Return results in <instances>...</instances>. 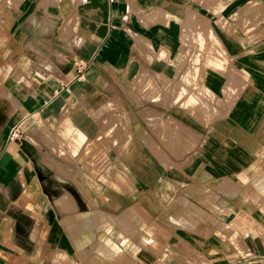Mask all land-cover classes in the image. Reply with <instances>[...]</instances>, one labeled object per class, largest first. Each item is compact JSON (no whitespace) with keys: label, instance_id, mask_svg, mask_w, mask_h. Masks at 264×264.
<instances>
[{"label":"crops","instance_id":"obj_1","mask_svg":"<svg viewBox=\"0 0 264 264\" xmlns=\"http://www.w3.org/2000/svg\"><path fill=\"white\" fill-rule=\"evenodd\" d=\"M38 1L0 3V245L14 255L12 264L24 252L15 237L30 247L34 240L46 246L26 253L29 259L55 255L48 247L58 238L62 246L73 241L81 264H135L148 251L167 252L172 262L141 264H234L242 255L238 264L264 263V30L257 20L262 12L251 11L250 0L237 8L233 0H223L220 9L208 7L222 28L219 38L198 15L200 0H42L41 7ZM236 29L251 39L233 44L228 37ZM209 37L221 53L205 43ZM26 38L36 48L32 57ZM41 48L45 54L37 52ZM229 63L227 74L221 72ZM11 64L17 66L13 74ZM125 76L127 85L121 82ZM112 84L123 98L113 99ZM220 90L232 93L223 114L210 96ZM103 100L109 109L99 115ZM133 110L142 122V166L133 161L139 150L134 140L124 152L114 148L125 123L134 124ZM110 111L118 116L107 124ZM99 137L113 147L116 174L126 176L112 181L110 202L102 194L93 198L86 178L69 166L82 150L84 164L94 160L102 152ZM154 143L174 165L158 161ZM121 152L127 155L124 166L117 158ZM232 178L241 182L237 188ZM167 207H174L176 223L184 219L197 231L181 228L188 235H199L196 225H206L207 249H199L200 242L192 248L193 258L198 253L203 259L189 262L173 246L183 255L177 258L159 242L152 247L154 237L127 226L149 224ZM205 215L209 220L202 221ZM108 224L114 232L105 230ZM115 233L121 242L111 240Z\"/></svg>","mask_w":264,"mask_h":264},{"label":"rangeland","instance_id":"obj_2","mask_svg":"<svg viewBox=\"0 0 264 264\" xmlns=\"http://www.w3.org/2000/svg\"><path fill=\"white\" fill-rule=\"evenodd\" d=\"M3 1L4 0H0V3H2ZM245 1L246 0H235V1L233 0V2L231 4L234 3L236 8H237L239 5H241ZM250 1H249V4L247 7H252L251 11H253L254 9H257V10H260V12H262L261 15L258 16L257 20L263 24L262 29L264 30V3H261V2H264V0H262V1L253 0L251 2ZM42 2H43L42 0H39L37 5H39L41 7ZM206 2H208V4H206ZM222 2H223V0H203V1L200 0V4L198 3V10L200 11L198 13V15L200 17L203 16V17L207 18L208 25L213 29V31L215 32V34L219 38L224 37V35L222 34V32L219 31V28H221V27H219L215 23L217 18L215 16H213L212 14H210L209 12H206V11H208L207 8L210 6H212V8H214V9H220ZM247 2H248V0H247ZM182 5L185 6L186 2L184 1V3H182ZM192 7H195V6L192 5ZM1 17L2 16H0V19H4ZM238 20L242 21L241 17H239L237 20L235 19L234 21H230V20H228V21L230 23H234V22L236 23ZM0 26H2V25H0ZM25 26H26V24L24 23V24H22L21 28L24 30H27L25 28ZM237 30L238 29H236L233 32V34L231 33L232 38L228 37V39L233 44L238 45V43H237L238 40L240 41V43H244L245 41L251 39L249 36L251 33L247 34L248 36L246 35L245 37H242L239 35V32ZM26 32L28 33V31H26ZM34 32L35 33L31 32L32 35H31V33H28V35L29 36H37L38 32H36V31H34ZM261 32L262 31H260V33H259L260 36H262L264 34ZM41 34H43V33H41ZM13 36L15 38L17 36V33H14ZM45 36H46V33L43 34V39H45ZM246 38H247V40H246ZM211 39L212 38L209 37L208 42L205 41V43H208V44L210 43V45H212L214 48L219 50L217 47L218 44L216 43V41L214 39H212V40ZM231 39H234L235 41H232ZM204 40H206V38ZM30 41L31 40L26 38L24 45L26 47H29L27 49L28 50L27 56L32 57V55H36L37 53L31 51V50H36V48H35V46H32V47L30 46ZM205 47L207 48V46H205ZM3 50L4 49H0V51H3ZM37 52L39 54H45V51L43 50V48L39 49ZM219 52H220V50H219ZM230 65H231L230 63L227 64L225 69H223L221 72H225L227 74L228 67ZM10 67H11L10 68L11 70H9V71H11V73L13 74L14 71L17 70V68H16L17 66H14V64H11ZM203 67L204 66H202L201 68H203ZM184 69H185V67L182 69V71H184ZM204 71L207 72L208 68H204ZM106 82L108 83V80ZM121 82H123L124 84L127 85V76H125ZM109 83H111V81H109ZM105 85H106V83H105ZM111 87L113 88V93L116 94V96H117V97H114L113 95L109 94L110 96H113V99H117L119 97L123 98V95L119 96L120 91L118 90L116 85L112 84ZM128 88L130 90L133 89L131 85H129ZM220 92H221L220 94L215 93L216 96H213L211 94H210V96L214 99L213 103L217 102V101L220 102L219 114L220 113L223 114V111L228 106V102L225 101V97H227V98L232 97V93L231 92L224 93L223 90H220ZM134 94H136L142 102V99H143L142 94H139L137 91H135ZM206 100H207V102H210L209 97H207ZM123 102L125 103V100ZM144 105L148 106V103L143 104V106ZM102 106L103 107H102V110L100 111L99 115L108 112L109 106H107L105 100L102 101ZM155 109H158V107L156 106ZM109 113H110L109 115H105V117H104V121L108 120L107 124H109L111 122V119L113 116H115L116 118L118 116L117 111L113 112V115H112L111 111ZM166 114L170 115V112L167 111ZM129 115H132L134 117L135 122H134V124H132V127L128 123H125L126 126H124V128L122 127L123 131H121L119 133V136H118V139H117V142H116L114 148L116 149V151H117V149H119V151L124 152L127 149V147H129V144L130 143L132 144V141L134 140L133 143L139 149L138 150L139 152L136 151V153H135L136 155H134L135 160H133V161L135 162V164L137 166H142L141 164L139 165V162H142V159H141L142 153L141 152L143 151V149H142L143 144L141 143V141H142L141 138L143 137L142 136L143 135V129L140 127V126H142V122L137 117L136 113H134V110H133V112H130ZM183 115H184V118L188 119L191 123H196L195 120H193L188 114L186 115L183 112ZM163 116H166V115H163ZM117 125H119V124L117 123ZM106 130H108L107 134H112V132L110 133V128L106 129ZM170 133L172 135L174 134L172 131H170ZM135 135H139V142H135L137 140ZM104 140H105V137H99L102 152L97 151V154L95 155L94 160L89 161L88 165H87V162H86V164H84V162L86 161L85 160L86 155L83 153V150H82L81 152L78 153V155H76V159L75 160L73 159L72 165H69V166L73 170L78 171L79 174H81V175L83 174V176L86 178V179L84 178L85 179V183H84L85 185L84 184L83 185L85 188L88 189V193L91 194L93 198L97 199L102 194L103 196L106 195L108 201L110 202V196H111L110 187H111L112 181L113 180L116 181V179L118 177L119 178L124 177V179H126V176H125V174L122 175V173H119V176L116 174L117 173V172H115L116 167H114V165L112 166V163H116V161H114V158H116L115 157L116 154L112 153L113 147L111 148L110 146H108V144ZM154 144H155V147L152 146L153 147L152 149H155V155L158 158V161L166 164L167 166L174 165V160L171 159L172 160L171 161L169 159V157H167L163 153L162 149L158 146L159 144H156V143H154ZM122 152L119 153V157H117L119 159L120 166L121 165L124 166L125 163L128 161L127 155L125 153H122ZM91 155H93V154H91ZM128 155L130 156V154H128ZM31 160L35 162L36 158H32ZM231 180L232 181H230V182L233 184L232 186L235 188H237L241 184V182L239 183L238 180H234L233 178ZM226 182H228V181H226ZM93 186H94V188H93ZM73 191H74V187H73ZM141 193L142 192H140L138 194V196L141 195ZM109 207L110 206H108V205H102V206L99 205L100 209L115 213ZM188 208L191 209L189 206H188ZM174 210H175L174 207H172V208L167 207V208L162 209L161 214H159L156 218L147 220V223H149V224H146V223H145V225L140 224L136 227L135 224L131 225L130 223H127V226H129L130 229H132V227L134 226V229L135 228L138 229V231H137V233L139 232L138 234H142V235L145 234V235H149L151 237H154L156 240L152 238L154 240V242L151 244V246L154 248H159V244H158V242H159L162 245V246H160L161 249L164 247L165 250H167L168 252L170 251L174 254L177 251L173 250L172 247L173 246L179 247L185 255L184 258L188 259L189 262L191 259H196L197 261H198V259H203V256L199 255L196 252H195L196 257L193 258L192 248H198L197 242H200L201 245H203V246H200L199 249L204 250V251L207 249V247H208L207 245L209 243L208 239H207L208 233L205 234L206 231H204V233L202 232L203 227H205L206 225H203V224H201V225L197 224L196 225L197 228L200 230V232L204 235V238H201L203 236L201 233L197 236L188 235L187 233L195 234V233H197V231L193 228L188 227L187 224H186L187 225V227H186L184 219L180 220L181 223L180 222L176 223V221H174L172 219L174 217V212H175ZM92 212L94 214L95 209H92ZM166 213H167V215H165ZM192 217L194 218L195 223H196V221H200V223H201V219H197L195 214H193ZM60 218H61V215L57 216V220H60ZM124 219L126 221L128 219V216H125ZM205 220H209L208 216H206V215L202 221H205ZM93 227H95V226H92L90 228V230L88 231V232H90L89 235L92 237H94L93 235L95 234ZM114 227H115L114 225L112 226V225L108 224L106 226L105 230L107 232L111 233L112 230L114 232V230H115ZM181 228H183V231H185L187 233L183 232L181 230ZM17 229H19V228H17ZM96 229H98V228H96ZM225 230L229 235L232 233L231 228L227 227V228H225ZM116 231H117V229H116ZM57 235H58V237H61L62 233L59 232ZM233 235L231 237H233ZM57 239L58 238H56L55 242L52 243L54 246L49 245V247H48L49 250L55 252V255H53V256H51V255L50 256H37V259L36 258L35 259L34 258L29 259L27 254L31 253L32 250L35 249V251H38V248L42 249V247L46 248V246L42 245L40 243L41 241L34 240L32 247H30V246L24 245L25 244L24 240H21V239H18L17 237H15L16 244L19 246H22L24 249L21 262H19L18 264H61V263H63V264H81L77 258V255L75 254L74 249H73V241H71L72 243H69V242L65 243V245L62 246V245H59L57 243ZM115 239H118L117 233H115L113 236H111V240H113L115 242ZM118 240L120 241V238ZM209 241H212V240H209ZM233 242L236 246H239V241L233 240ZM80 252H82V251H80ZM166 254H168V253L164 252L161 255L157 256V255H153V253H150L149 251L148 252H140L139 255L137 256V258L135 259V264H141V262L148 263V261H150L151 263H153V262H155V263L165 262V261L166 262L168 261L167 263L172 262V260H171L172 258H170L171 257L170 254H169V256H166ZM176 254L178 255L177 258H179V257L183 258V255H181L179 252H177ZM234 258H238L234 262V264L235 263L238 264V262H240L239 260L244 259V256L243 255L240 257L235 256ZM14 260H15L14 255L11 252H9V250L2 248V246L0 245V264H12L14 262ZM262 264H264V263H262Z\"/></svg>","mask_w":264,"mask_h":264},{"label":"built area","instance_id":"obj_3","mask_svg":"<svg viewBox=\"0 0 264 264\" xmlns=\"http://www.w3.org/2000/svg\"><path fill=\"white\" fill-rule=\"evenodd\" d=\"M111 1V0H110ZM16 136V133L14 132V131H12L11 133H10V137H15Z\"/></svg>","mask_w":264,"mask_h":264},{"label":"bare ground","instance_id":"obj_4","mask_svg":"<svg viewBox=\"0 0 264 264\" xmlns=\"http://www.w3.org/2000/svg\"><path fill=\"white\" fill-rule=\"evenodd\" d=\"M59 165V164H58ZM59 167V166H58ZM103 214V213H102ZM104 215H106L107 216V218L109 217V218H111L112 216L110 215V214H108V213H104Z\"/></svg>","mask_w":264,"mask_h":264}]
</instances>
